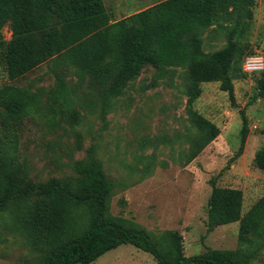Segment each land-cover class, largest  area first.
Segmentation results:
<instances>
[{"label": "rangeland", "instance_id": "374dc122", "mask_svg": "<svg viewBox=\"0 0 264 264\" xmlns=\"http://www.w3.org/2000/svg\"><path fill=\"white\" fill-rule=\"evenodd\" d=\"M160 1L104 3L114 22ZM252 10L246 41L255 54L264 57V0H256ZM2 33L8 42L12 36L9 24ZM202 38L204 51L214 52L226 46L228 33L212 26L202 31ZM162 73L145 66L123 94L110 96L109 84L80 78L63 56L45 61L16 80L9 78L0 58V89L11 84L35 95L16 128L20 162L35 182L56 178L75 187L78 175L73 164L94 149L107 178L117 184L108 201L111 215L155 235L177 231L188 257L212 248L236 252L239 264H264V222L243 241L240 222L207 232L214 185L243 191L242 216L264 196V170L256 165L258 151L264 147V98L257 90L260 73H246L234 82V101L219 82L201 84L202 94L194 109L220 129V135L206 146L200 143L201 133L188 114V68ZM245 127L247 139L239 154ZM192 149L197 154L188 161ZM38 199L33 196L30 202ZM75 214L72 232L88 223L82 208ZM48 249L49 244L29 236L15 207L0 209V264H39ZM92 264L158 262L151 254L125 244Z\"/></svg>", "mask_w": 264, "mask_h": 264}, {"label": "trees", "instance_id": "16d2710c", "mask_svg": "<svg viewBox=\"0 0 264 264\" xmlns=\"http://www.w3.org/2000/svg\"><path fill=\"white\" fill-rule=\"evenodd\" d=\"M255 3L162 0L111 22L104 0H0V58L9 78L16 80L45 61L63 56L80 78L89 77L101 86L109 84L110 96L123 94L145 66L164 72L161 76L188 68V114L201 133L200 143L206 146L220 135V129L198 113L194 103L202 94L201 84L211 82H219L221 90L235 100L234 82L246 76L244 57L255 54L246 41ZM7 24L12 32L8 42L2 33ZM212 26L224 28L228 42L222 49L207 53L202 31ZM258 73V96L264 98V71ZM34 99L35 95L22 87L9 84L0 89V209L15 207L29 236L49 244L39 264H92L125 244L151 254L158 264H239V254L228 250L208 248L188 257L183 236L177 231L155 235L111 215L108 201L117 184L107 178L94 149L74 162L78 175L75 187L56 178L47 182L31 179L19 159L16 128ZM247 134L245 127L239 154ZM196 154L192 149L188 161ZM256 165L264 170V147L258 151ZM148 170L146 167L144 172ZM33 196L39 199L31 203ZM243 201L242 190L214 185L207 232L233 222H240L241 241L247 240V233L258 232L264 222V196L244 216ZM80 208L88 223L72 232V221Z\"/></svg>", "mask_w": 264, "mask_h": 264}, {"label": "built area", "instance_id": "2783aa9c", "mask_svg": "<svg viewBox=\"0 0 264 264\" xmlns=\"http://www.w3.org/2000/svg\"><path fill=\"white\" fill-rule=\"evenodd\" d=\"M245 73H258L264 71V57L261 54L249 55L243 62Z\"/></svg>", "mask_w": 264, "mask_h": 264}]
</instances>
